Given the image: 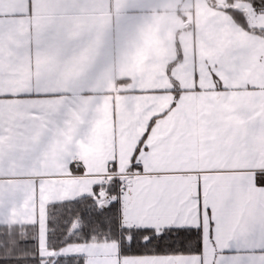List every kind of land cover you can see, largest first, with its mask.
Here are the masks:
<instances>
[{
    "label": "snow or ice",
    "instance_id": "1",
    "mask_svg": "<svg viewBox=\"0 0 264 264\" xmlns=\"http://www.w3.org/2000/svg\"><path fill=\"white\" fill-rule=\"evenodd\" d=\"M0 264H264V0H0Z\"/></svg>",
    "mask_w": 264,
    "mask_h": 264
}]
</instances>
